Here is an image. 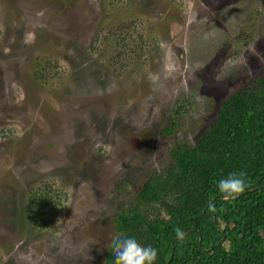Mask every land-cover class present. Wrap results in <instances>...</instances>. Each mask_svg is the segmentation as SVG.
Here are the masks:
<instances>
[{"label": "rangeland", "instance_id": "1", "mask_svg": "<svg viewBox=\"0 0 264 264\" xmlns=\"http://www.w3.org/2000/svg\"><path fill=\"white\" fill-rule=\"evenodd\" d=\"M262 66L264 0H0V264H104L119 209Z\"/></svg>", "mask_w": 264, "mask_h": 264}, {"label": "trees", "instance_id": "2", "mask_svg": "<svg viewBox=\"0 0 264 264\" xmlns=\"http://www.w3.org/2000/svg\"><path fill=\"white\" fill-rule=\"evenodd\" d=\"M174 127L172 119L161 133L170 135ZM169 159L143 180L134 202L113 217L115 236L151 245L157 250L154 264L165 263L172 239L168 264H264V66L218 104L192 144L176 143ZM230 173H243L247 187L225 201L217 183ZM46 198L45 193L28 196L29 223L34 218L28 210L35 216ZM176 228L191 232L179 240ZM111 241L104 264H114Z\"/></svg>", "mask_w": 264, "mask_h": 264}, {"label": "clouds", "instance_id": "3", "mask_svg": "<svg viewBox=\"0 0 264 264\" xmlns=\"http://www.w3.org/2000/svg\"><path fill=\"white\" fill-rule=\"evenodd\" d=\"M219 193L223 200H234L245 192L247 184L244 174L230 173L227 177L219 179L217 183ZM176 238L183 240L185 233L175 229ZM114 264H154L157 259V250L151 245L145 246L134 237L122 234L116 235L110 244Z\"/></svg>", "mask_w": 264, "mask_h": 264}, {"label": "water", "instance_id": "4", "mask_svg": "<svg viewBox=\"0 0 264 264\" xmlns=\"http://www.w3.org/2000/svg\"><path fill=\"white\" fill-rule=\"evenodd\" d=\"M202 213H203V211H202ZM190 232H191V230L185 232V234H188ZM223 239H224V236H222L218 242H221ZM199 240H200V238H198V242H199ZM173 241H174V239L171 240L169 255H168V257H167V259H166L164 264H168L169 263L170 258H171L172 254H173Z\"/></svg>", "mask_w": 264, "mask_h": 264}]
</instances>
